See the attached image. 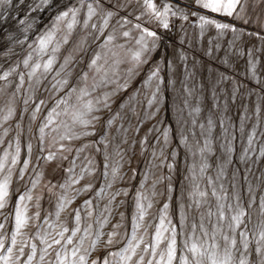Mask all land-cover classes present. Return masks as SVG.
<instances>
[{
    "label": "rangeland",
    "instance_id": "374dc122",
    "mask_svg": "<svg viewBox=\"0 0 264 264\" xmlns=\"http://www.w3.org/2000/svg\"><path fill=\"white\" fill-rule=\"evenodd\" d=\"M5 183L0 264H264V1L2 0Z\"/></svg>",
    "mask_w": 264,
    "mask_h": 264
},
{
    "label": "snow or ice",
    "instance_id": "6c2138e0",
    "mask_svg": "<svg viewBox=\"0 0 264 264\" xmlns=\"http://www.w3.org/2000/svg\"><path fill=\"white\" fill-rule=\"evenodd\" d=\"M0 2H2V0H0ZM43 2L47 3L48 0H43ZM239 2H240V0H227V3H223L222 0H207V2H204V0H197V4L199 6H201L202 8L210 10L211 12H223V13H226L227 15H229V16H231L233 14V11L236 9L237 4H239ZM87 7H88V12H89V18H91V16L94 14L93 6H92V4H88ZM148 7L149 8H153L154 5H152L151 3H148ZM168 10H169L168 8H165V14H167ZM76 12H77L76 9H69L68 11H64L57 17V20L58 21L64 20L65 18L69 17V15L71 14L72 22L68 24V28L71 29L73 27V24L76 23ZM175 14L176 13L173 12V15H175ZM109 15H111V13H109ZM156 15H157V17H159L160 13L157 12ZM184 18L186 19L187 17H184ZM199 19L202 21V25H201L202 27L205 24H214L215 27L218 28V29H227V28H229V25H227V24L216 23L214 20L206 19L204 16H200ZM105 23H107V21H105ZM163 26L165 28H167L168 27L167 22H164ZM92 27L95 28L96 26L92 25ZM137 27H139V25H137ZM144 31L150 37H155L156 36V33L150 32L147 29H145ZM233 31H235V29H233ZM127 35H128V33L125 32L124 36H127ZM108 39L111 40L112 38L109 37ZM50 40H51V37H48L47 40L42 38L41 41H40L41 46L43 47L47 42H50ZM66 42H67V40H65V43ZM146 50L147 49H145V51ZM53 51H56V49H53ZM97 59H99V57H97L96 59H93L91 61V65L90 66L96 65ZM134 59L137 61V63H143L144 62V61L141 60V53L140 52H137L135 54ZM25 63H27V61H25ZM66 63H67V61H66ZM52 65H53V59L49 58L47 63L44 65L45 70H51L52 69ZM36 67H39V65H37ZM155 76H157V71H153L151 73V75L149 76V80H151ZM85 78H86V74H85ZM65 83H66V81H65ZM72 91H75V89H72ZM81 93H82V95H88V93L85 92L83 89H81ZM81 98H82V96L78 97L77 99H81ZM109 98H110L109 96H107V95L105 96L104 102H103V107L104 108H108L109 107V103H108ZM61 102H64V101H61ZM97 103H100V101L97 100ZM148 103H149V105H151L152 101L150 100ZM85 107L87 108V110L89 112H91L93 110L92 102L91 101L87 102ZM96 110L99 111V109H96ZM83 115H84L83 113H79V114L74 115L73 118H74V120H77L81 124L87 126L88 124L91 123V121L84 120L82 118ZM92 119L93 120H98L99 117L93 116ZM109 123H111V120H109ZM84 134L88 135L89 133H84ZM13 162H15V161H13ZM7 196H8V186H7V183H5V184L0 185V208H2L4 206V201H5V198ZM21 200H23V197H21ZM242 215H243V212L238 213L236 216L233 217V220H235V221H237V223H239L240 222V217ZM16 222H17V227L18 228L23 227L25 225V223H26V221L23 219V217L19 213H17ZM77 231H78V229H77ZM73 234H75V233H73ZM262 235H264V233H262ZM97 239H98V237H97ZM68 242L71 243V239H69ZM55 243L59 244L60 241L57 240V241H55ZM108 243H112V240L109 239ZM94 245H95V242H93V246ZM133 251H135V250L133 249ZM173 251H174V249H172L170 247L169 251H168V264H171ZM191 251L193 253L197 252V249L195 248V246H193ZM78 252H79L78 248L74 249L73 252H72V255L73 256H77ZM88 255H89L88 249H84V254L83 255H79V257H78V264H88V259H87ZM141 259H143V258L141 257ZM162 259H163V257H162ZM61 264H63V262H61ZM92 264H96V262L92 261ZM105 264H108L107 260H105ZM149 264H151V261H149ZM196 264H200V262L197 260ZM213 264H216L215 260H213ZM240 264H245V261L241 260Z\"/></svg>",
    "mask_w": 264,
    "mask_h": 264
},
{
    "label": "crops",
    "instance_id": "0c3cea01",
    "mask_svg": "<svg viewBox=\"0 0 264 264\" xmlns=\"http://www.w3.org/2000/svg\"><path fill=\"white\" fill-rule=\"evenodd\" d=\"M173 1H180L189 5H194L198 9L203 10L204 12L211 13L214 15H220V16H229L226 13L223 12H211L210 10L204 9L201 6L197 4V0H173ZM250 1H255V0H240L239 4H237L236 9L233 11V14L231 16H238L241 15L243 10L249 5ZM258 1H264V0H258ZM204 2H207V0H204ZM223 3H227V0H222Z\"/></svg>",
    "mask_w": 264,
    "mask_h": 264
}]
</instances>
